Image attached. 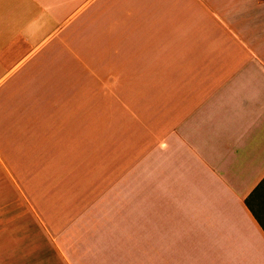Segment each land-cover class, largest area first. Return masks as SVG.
Here are the masks:
<instances>
[{
  "label": "crops",
  "instance_id": "crops-1",
  "mask_svg": "<svg viewBox=\"0 0 264 264\" xmlns=\"http://www.w3.org/2000/svg\"><path fill=\"white\" fill-rule=\"evenodd\" d=\"M263 180L264 0H0V264H264Z\"/></svg>",
  "mask_w": 264,
  "mask_h": 264
},
{
  "label": "rangeland",
  "instance_id": "rangeland-1",
  "mask_svg": "<svg viewBox=\"0 0 264 264\" xmlns=\"http://www.w3.org/2000/svg\"><path fill=\"white\" fill-rule=\"evenodd\" d=\"M92 67L96 68L97 66H96V64H93ZM99 116H100V112H98L97 110L89 113V117L91 119H98ZM252 204H253V207L255 208V210L257 211V213L259 214V216L261 217L262 221L264 222V194H262L260 196H256L255 198H253ZM95 251H96V249L94 247H91V249L85 248L86 253H92L93 254V252H95ZM50 253L51 252H49V242H46V240L43 239V251H42V255L39 259L41 264H49V261L54 259L53 256L50 255ZM57 262H58V264L64 263L63 260L61 259L60 255L58 256ZM97 263L98 262L96 261L95 264H97Z\"/></svg>",
  "mask_w": 264,
  "mask_h": 264
},
{
  "label": "trees",
  "instance_id": "trees-1",
  "mask_svg": "<svg viewBox=\"0 0 264 264\" xmlns=\"http://www.w3.org/2000/svg\"><path fill=\"white\" fill-rule=\"evenodd\" d=\"M262 194H264V180L258 185V187L251 194V196L249 197V199L247 201H248L249 206L251 207V209L253 210V212L257 216V218H259V220L264 225V222L262 221L261 217L259 216V214L257 213V211L255 210V208L253 207V204H252V199L255 198L256 196H260Z\"/></svg>",
  "mask_w": 264,
  "mask_h": 264
}]
</instances>
